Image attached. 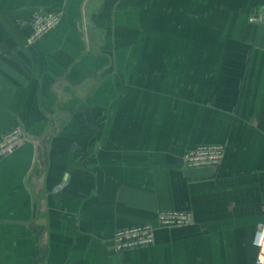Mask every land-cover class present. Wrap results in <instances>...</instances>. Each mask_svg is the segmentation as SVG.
I'll list each match as a JSON object with an SVG mask.
<instances>
[{
  "label": "crops",
  "instance_id": "0c3cea01",
  "mask_svg": "<svg viewBox=\"0 0 264 264\" xmlns=\"http://www.w3.org/2000/svg\"><path fill=\"white\" fill-rule=\"evenodd\" d=\"M38 10L61 18L30 44ZM15 127L0 264H255L264 0H0V135ZM207 143L221 162L186 167ZM168 209L193 223L158 227ZM145 223L153 244L113 249Z\"/></svg>",
  "mask_w": 264,
  "mask_h": 264
},
{
  "label": "built area",
  "instance_id": "2783aa9c",
  "mask_svg": "<svg viewBox=\"0 0 264 264\" xmlns=\"http://www.w3.org/2000/svg\"><path fill=\"white\" fill-rule=\"evenodd\" d=\"M60 18L61 13L56 11H35L31 16L32 30L27 38V43H33L56 27ZM26 137L25 132L19 127L2 133L0 135V160L13 153L26 140ZM224 152V144L197 145L184 153V165L186 167L216 166L221 162ZM193 219V214L189 210H162L157 215V226L162 228L184 226L192 224ZM157 226L153 223H145L118 229L113 236V249L123 251L153 244ZM255 244L258 249L255 264H264V223L257 230Z\"/></svg>",
  "mask_w": 264,
  "mask_h": 264
}]
</instances>
